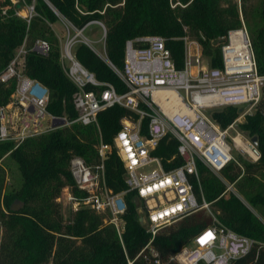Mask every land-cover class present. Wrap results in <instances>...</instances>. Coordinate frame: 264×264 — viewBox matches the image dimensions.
Masks as SVG:
<instances>
[{
  "label": "trees",
  "instance_id": "obj_1",
  "mask_svg": "<svg viewBox=\"0 0 264 264\" xmlns=\"http://www.w3.org/2000/svg\"><path fill=\"white\" fill-rule=\"evenodd\" d=\"M35 0V15L27 23L15 14L32 0H0V74L6 70L16 49L26 39L27 53L22 73L37 79L49 89L47 110L55 115L76 117L72 97L76 90L60 63V44L53 28L63 18L77 28L91 20L106 27L105 50L109 61L123 68L125 41L142 35H161L177 68L185 57L184 37L199 42L210 66L221 67V47L230 30L241 26L243 17L252 44L257 70L264 75V0ZM257 5L251 6L250 2ZM178 3V4H177ZM19 4L20 8L16 5ZM175 5V6H172ZM8 6L5 14L2 13ZM184 26L187 30H184ZM37 39L50 45L47 56L30 50ZM74 56L100 81L111 83L118 93L127 91L123 81L108 64L82 42L74 45ZM16 79L0 83V108L7 105L15 91ZM131 111L115 105L101 111L97 126L73 124L28 138L15 146L13 141L0 142V264H154V256L146 247L151 239L140 218L144 203L135 191L125 193L126 211L121 238L114 227L88 208L72 212L65 220L56 198L70 186L75 194L69 171L71 156L80 155L89 165L98 162L96 146L100 140L111 145L104 160L106 183L113 192L126 189L124 166L116 153L113 138L120 130V119ZM239 115L236 106L212 111L211 117L226 128ZM148 120L143 119L141 133L148 134ZM250 138H257L260 153L257 162H231L220 171L223 179L196 159L199 182L189 176L198 201L208 202L218 220L237 232L264 244V221L255 215L235 194L232 185L264 218V114L257 108L246 115L240 125ZM178 140L167 133L152 151L161 159L165 171L183 164L177 152ZM17 164L20 186L6 189L4 158ZM24 206L11 211L13 201ZM142 209L143 212L140 210ZM212 223L205 210L182 215L162 228L150 246L160 264H178L172 258L188 246L193 236ZM146 247V248H145ZM231 264H264V245H255L249 253Z\"/></svg>",
  "mask_w": 264,
  "mask_h": 264
},
{
  "label": "built area",
  "instance_id": "obj_2",
  "mask_svg": "<svg viewBox=\"0 0 264 264\" xmlns=\"http://www.w3.org/2000/svg\"><path fill=\"white\" fill-rule=\"evenodd\" d=\"M34 3L32 0L31 4L25 5L23 14L18 9L15 14L29 23L35 15ZM5 12L3 9L2 13ZM240 20L241 26L228 32L227 42L221 47V67L204 63L199 42L184 37V65L177 68L163 36L142 35L125 41L123 68L118 69L107 58L106 27L102 21L91 20L77 28L60 18L67 29L60 48V63L76 88L72 97L76 117L70 119L66 115L50 113L47 110L49 89L39 80L22 73L27 53L25 39L6 70L0 74V83L16 79L11 101L0 108V142L13 141L18 146L28 138L73 124L97 126L98 114L115 105L131 111L135 116L122 117L121 128L113 138L114 148L124 166L126 189L115 193L108 187L104 160L111 151V145L100 140L96 146L97 163L89 165L80 155L70 158L69 171L80 194L66 186L56 201L71 212L88 208L103 215L105 222L112 225L121 238L125 227L123 215L127 208L124 196L128 191H135L144 203L146 220L143 225L151 235L146 247L154 256L153 263L160 264L150 246L155 235L182 215L209 210L210 204L204 199L201 203L198 201L189 180V176H194L199 182L196 159L218 173L231 162L240 165L233 155L234 149L246 153L251 162L260 158L251 138L247 139L235 128L243 115H238L226 128H221L211 117L212 111L224 106L241 105L260 108L264 114V75L257 70L241 14ZM90 25L101 31L96 42L102 43V52L95 49L93 41L83 34ZM184 30H187L185 26ZM70 31L74 32L72 36ZM77 42L86 44L102 58L123 81L127 91L118 93L111 83L98 80L85 68L74 56L73 47ZM30 50L47 56L50 45L44 39H37ZM14 106L15 110L11 111ZM143 119L148 120L147 135L141 133ZM167 133L178 140L177 152L184 161L170 171H165L161 159L152 154ZM210 216L212 223L198 231L173 260L179 264H231L249 253L255 245H264L226 227L214 213Z\"/></svg>",
  "mask_w": 264,
  "mask_h": 264
},
{
  "label": "rangeland",
  "instance_id": "obj_3",
  "mask_svg": "<svg viewBox=\"0 0 264 264\" xmlns=\"http://www.w3.org/2000/svg\"><path fill=\"white\" fill-rule=\"evenodd\" d=\"M239 1V0H237ZM17 0H11V3H16ZM250 5L251 6H255L257 5V2L256 1H251L250 2ZM8 6H5L4 9H7ZM22 14L23 12H25V9H21ZM52 28L56 34V36L58 37L59 39V46L61 48L62 44L64 43L65 41V38L67 36V29L63 26V24L61 23V21H57L55 22L54 24H52ZM74 34L73 31H70V35L72 36ZM83 34L89 38L92 42V45L94 46L95 49H97L98 51L102 52L103 51V47H102V43L100 42H96L100 36H101V31L100 29L95 26V25H90L88 26L85 31L83 32ZM78 40H81L80 37L77 38ZM74 49V47H73ZM204 58V63L210 65V62H209V58L206 57V56H203ZM238 109H239V115L243 117L241 118L240 122L237 121V124L235 126V128L240 131L241 133H243V135L248 139L250 138L246 133H244L240 127V125L245 121V116L246 115H252L255 113L256 111V108L255 107H252L251 105H241V106H237ZM15 110V106L11 109V111H14ZM230 133L233 134V131L230 130ZM230 141V139H228ZM233 155L235 156V158L237 159L238 162H240V160H245V161H249L251 162L249 156L244 153V152H241L239 150H233ZM240 159V160H239ZM3 165L5 166V176H6V182H5V186H6V189H12V188H15L17 189L19 186H20V183H21V176H20V172L18 170V167H17V164L15 163L14 160H12L11 158L7 157V158H4V160L2 161ZM222 179L224 178L220 172L217 173ZM228 190H231L234 192V194H236L239 199L255 214L257 215L261 220L264 221V218L260 215L259 211H257L256 209H254L249 203L248 201L239 193L236 191V189L232 186V185H228ZM60 209H61V213L63 215V218L65 220H68L70 219L71 215H72V212L70 211V209L64 205H60ZM143 212V211H142ZM205 212L210 215V213H214L212 211V208L209 206V210H205ZM142 217L144 218V221L146 220L145 219V215L144 213H142ZM1 226H0V236H1ZM175 262H177L179 264V262L177 260H174Z\"/></svg>",
  "mask_w": 264,
  "mask_h": 264
},
{
  "label": "water",
  "instance_id": "obj_4",
  "mask_svg": "<svg viewBox=\"0 0 264 264\" xmlns=\"http://www.w3.org/2000/svg\"><path fill=\"white\" fill-rule=\"evenodd\" d=\"M17 8H20V5L17 4L16 5ZM50 8L52 9V7L50 6ZM251 142L252 144H254L255 146L257 145V138L255 136L251 137ZM236 195V194H235ZM237 196V195H236ZM238 197V196H237ZM239 198V197H238ZM24 206V203L22 201H19V200H15L12 202L11 206H10V210L11 211H18L20 210L22 207ZM142 224H144V218L141 217L140 218Z\"/></svg>",
  "mask_w": 264,
  "mask_h": 264
}]
</instances>
